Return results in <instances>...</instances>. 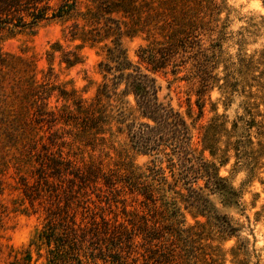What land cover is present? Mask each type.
<instances>
[{
	"label": "trees",
	"instance_id": "trees-1",
	"mask_svg": "<svg viewBox=\"0 0 264 264\" xmlns=\"http://www.w3.org/2000/svg\"><path fill=\"white\" fill-rule=\"evenodd\" d=\"M82 3L61 0L52 7L49 0H0V31L9 28L0 41L34 34L49 18L62 24L61 37L44 52L41 78L31 61L0 47V89L8 84L19 92L24 113L21 118L1 110L4 146L18 152V169H29L17 171L23 198L45 210L38 238L48 248L46 264H83L81 256L111 264H252L254 258L260 264L242 224L209 196L219 194L225 206L241 205L244 181L236 187L220 168L233 157V172L243 167L252 176L264 164L258 107L264 100V44L250 53L245 47L264 38V15L234 31L228 0ZM135 37L144 42L138 52L146 67L133 62L123 44ZM228 41L237 46L234 54L223 51ZM84 48L95 51L101 76L89 81L95 84L89 98L70 80L57 82L53 66L55 59L67 70L83 64ZM169 66L174 72L188 68L199 98L213 88L223 106L242 97L243 112L229 123L206 94L213 115L195 145L187 119L158 95L153 73ZM139 156L148 160L139 163ZM89 188L106 192L105 203L120 204L119 212L77 221L75 207L87 201ZM229 240L234 242L226 247Z\"/></svg>",
	"mask_w": 264,
	"mask_h": 264
},
{
	"label": "rangeland",
	"instance_id": "rangeland-1",
	"mask_svg": "<svg viewBox=\"0 0 264 264\" xmlns=\"http://www.w3.org/2000/svg\"><path fill=\"white\" fill-rule=\"evenodd\" d=\"M60 1L49 0V4L56 7ZM78 1L81 2L82 6L84 0ZM228 3L233 9L230 14L229 28L234 31L245 26L248 18L258 19V15H264V5L260 0H228ZM61 28L62 24L59 18L42 20L35 26L34 34L27 31L1 40V50L31 61L34 64L37 78H41L43 70L47 68L44 52L50 42L61 37ZM8 29L4 28L0 31V38L9 33ZM61 42L63 45L66 44L62 39ZM143 43L139 37L123 40L129 58L146 67L147 64L141 61L138 52L139 46ZM263 44L264 38L259 36V38L250 39L245 47L250 53L254 49L261 48ZM236 47L228 41L223 44V51L234 54L237 51ZM83 52L85 61L81 65L67 70L63 65L59 67L57 59H55L53 66L54 71L58 73L57 82L70 80L84 98H89L95 89V84L89 83V81L98 82L101 76L96 67L98 56L95 51L84 48ZM221 69L220 66L218 70ZM187 70L188 68L183 66L174 72L169 66L166 69L154 71L153 75L159 84V98L169 103L187 119L192 126V141L198 145L200 128L213 115L206 94L210 93L211 100L217 102V112L224 113L229 123L243 112L242 97L235 95L227 106H223L221 101L216 100L220 95L219 91L213 88L205 93L202 98H199L197 84L193 82ZM10 75L13 76V74ZM16 93H12L8 84L4 85V90L0 89V117L3 116L1 114L3 109L5 112L6 110L10 113L15 112L21 118L24 117L23 111L19 109L21 107L19 97L21 94H18L17 91ZM54 100V97L50 99L51 105L54 104ZM200 105H202L203 112H201ZM258 107L260 114H262L261 118H264V100ZM2 132L0 127V178L3 179L4 187L3 194L0 195V202L4 205L3 208H0V210L4 209L3 212H0V264H46L49 262L48 248L38 238L46 223L45 210L42 205L31 206L23 198L19 187V174L29 172V169L27 167L18 169L16 161L20 159L19 154L15 148L4 146L5 136ZM251 134L255 135V129H252ZM253 140L256 139L253 137ZM205 155L209 157L208 152H205ZM146 160H148L147 156L138 157L139 163ZM233 161L234 158L231 157L229 164L222 166L219 173L231 180L236 187H239L244 181L241 205L225 206L221 203L219 194H212L209 197L219 211L231 215L235 221L242 224L241 234L249 239L251 247L259 254L260 264H264V164H258L259 166L254 169L252 176H249L243 167L239 171L233 172L231 169ZM104 193L106 192L93 191V188H89L87 201L80 202L78 206L74 204L77 211L76 220L83 219L84 222H87L92 216H96L98 219L99 215L112 218L114 213L119 212L120 204L115 207L113 202H110L112 205L108 207L105 203ZM186 218L188 222H193L190 215L187 214ZM233 242L234 240H229L225 246L228 247ZM28 254L31 256L29 261L25 260ZM80 259L83 264H111L108 261L88 256H81ZM254 262L255 258L252 259V264H255Z\"/></svg>",
	"mask_w": 264,
	"mask_h": 264
}]
</instances>
